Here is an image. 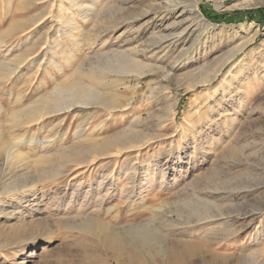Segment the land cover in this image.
<instances>
[{"label":"rangeland","instance_id":"obj_1","mask_svg":"<svg viewBox=\"0 0 264 264\" xmlns=\"http://www.w3.org/2000/svg\"><path fill=\"white\" fill-rule=\"evenodd\" d=\"M105 1L110 0H101L102 4L94 6L86 3L87 8L94 10L92 18L83 22L75 17L81 32L75 31L74 41L69 42L55 34L58 25L54 9L48 15L49 7L34 6L32 0H0V162L5 156L11 160L4 171L6 177L2 178L0 171V184L4 182L5 186H10L14 183L18 187L16 195L0 198V230L17 229L23 236L21 244L11 243L10 250L5 253L0 250V264H55L59 260L68 262L80 256H83V264H126V254L123 259L115 249L101 245L79 230L83 224L79 223L77 214L90 213L96 207L101 210V216L99 214L94 221L112 228L152 220L147 228L152 233V242L144 245L138 236H129L123 241L124 250L131 251L139 264H162L155 249L160 242L169 245L184 239L203 249L202 235L191 236L186 232L205 215L221 214L228 220L221 229L229 230L230 222H237L240 214L261 213L262 216L249 228L213 246L214 260L210 254L199 250L183 264H264V238L252 243L246 237L259 226V220L264 221V137L242 143L246 132L244 117L248 111L243 110L238 102L239 96L235 94L233 100L226 98L220 115L203 109L205 104L213 106L209 98L211 91L232 64L243 61L259 65L260 73H264V0H195L197 10L210 25L206 32L199 34L197 39L179 41L178 49L169 46L167 50L153 53L154 46L139 55V59L149 66L146 71L150 72L137 79L130 77L128 84L133 89L124 91L119 103L125 105L124 101L132 97L134 114L140 115L142 120L137 124L132 113L115 111L112 117H103L106 132L101 138L119 141L126 134L139 141L135 147L153 138L150 146H142L141 152L128 148L115 155L112 151V157L76 169L73 165L62 164L55 156L61 152L58 147L45 152L38 147L43 136H53L49 127L55 118L43 120V130L37 124L23 127L16 124L14 114L21 113L24 108H34L42 99L54 98L52 90L65 79L75 77L79 66L84 68V73L91 66H102L106 62L104 57L92 59L96 57V51H108L118 41L119 45L124 43L120 51L129 47L141 50L142 46L154 41L149 34L152 24L163 31L171 29L168 27L171 19L142 16L148 8L161 9L163 0H133L132 5L126 6L128 8L116 6L114 2L104 7ZM22 4L24 10H20ZM72 13L75 14L74 9ZM40 16H43L42 20L38 19ZM130 22L134 24V31L117 40ZM13 23L18 26L10 31ZM118 23L115 29H106ZM186 25L184 22L183 27ZM95 36L99 39L94 41ZM57 38L61 46H66L63 51L71 54L70 68L62 63L66 66L62 73L51 68L38 69L43 59L41 45ZM239 45L243 47L235 53ZM31 51L34 53L29 59L20 63ZM204 55L205 64H194ZM231 56L232 59L210 84L187 89L192 74L196 77ZM158 67L167 72L178 69L176 78L173 81L164 79ZM112 79L118 77L115 75L106 81ZM166 86L170 88L169 94H165ZM173 102L172 117L170 106ZM253 103L264 107V85L257 91ZM238 109L240 123L231 137L227 136L229 125H224L223 115L231 113L232 116ZM203 111L210 113V119L203 118ZM253 117L260 116L256 113ZM150 120L158 125L149 124ZM59 123L62 124L59 136L66 135L59 149L74 148L77 145L73 133L76 119L66 118ZM260 126L264 128L263 119ZM256 144L262 146L261 152L258 150L260 146L254 148ZM12 154L18 156L14 158ZM128 167L135 168L134 179L130 177L132 171ZM58 170L62 175L59 178L54 176ZM26 183L31 185L28 190L19 188ZM98 183L102 184L97 186ZM121 190L124 193H120ZM127 196L128 201L123 202ZM114 206L119 207L118 219H114L116 216L113 217L110 211ZM151 210L159 212V216L155 217ZM65 219H74L73 229H63L60 221ZM132 247L148 253V261ZM12 252L18 253L15 258L11 257Z\"/></svg>","mask_w":264,"mask_h":264},{"label":"bare ground","instance_id":"obj_2","mask_svg":"<svg viewBox=\"0 0 264 264\" xmlns=\"http://www.w3.org/2000/svg\"><path fill=\"white\" fill-rule=\"evenodd\" d=\"M87 2L91 3L93 6L97 4H102L101 0H32V5L37 6L41 4L46 7H49L48 15L54 9L57 12L56 18L58 25V28L55 30L56 36L64 37L69 42H73L75 39L74 32L78 31L80 28V24L75 21V17L80 18L83 22H86L88 19L92 18L94 10H92L91 8H87V4H86ZM112 2H114L116 6L118 5V6L126 7L127 5H132L134 1L110 0L103 2L104 3L103 6L108 7V5ZM163 2L164 5L162 6L161 9L149 10L150 8H148V10L142 12V16L148 17L150 15L151 16L150 19H154L158 17H160L162 20L171 19L172 22L168 24V27L171 28L169 31L160 30L156 27V24H152L149 30L150 31L149 34L150 36L153 37L154 41L151 44L142 46L141 50H136V48L129 47L128 49H126V51L123 50L120 51L119 49L123 47L124 43L122 42V45L121 44L119 45L120 41H118L115 44L116 46L109 48L108 51L100 52L101 49L96 51L95 52L96 57H93L92 59L97 57H104L106 59V62L102 66L99 65H97V67L91 66L86 71V73H84V68L79 66L78 71L75 74L76 75L75 77H69L65 79L60 84H58L54 88V90H52V94L54 98L50 100L48 99V97L47 98L43 97L45 99L42 100L39 99L40 104L35 106L34 108L32 107H28L27 109L24 108V110L21 113L19 112V114H14L13 118L15 119V122L18 125V127L37 124L40 127V130H43V127H41V123L43 120H45L46 118H55L54 124H52L51 127H49L53 136H43V140L38 143V147H40L41 150H43V152H45L46 150L49 151V149L51 148L58 147V150L61 152L58 154V156L57 155L55 156L62 161V164H70L75 166L76 169H80L82 166L94 165L95 162L101 159L112 157L113 156L112 151H114L115 155H118L122 150L126 151L128 148H136L138 152L139 151L141 152L142 146L145 145L150 146L153 138L148 139L140 146L135 147L134 144L138 143L139 141L131 139L130 136H127L126 134L124 135V137H122V140H119L121 138L120 137L118 139L119 141L104 139L101 138V136L106 132V128H105L106 121L103 119V117L106 118L112 117L115 111L119 110L121 112H124V114L132 113L133 121L137 124H139L142 120L140 119V115L137 116L134 114L135 102L133 101L132 97L124 101L126 102L125 105L119 103V99L121 98L122 93L124 91L133 89V87L129 86L128 84L130 83L129 82L130 77L135 76V79H137L140 76L145 75L148 71L150 72V70L146 71L149 68V66L145 65L143 61L139 59V55L153 48L154 46L155 48L153 49V53L165 50L169 46H172L173 49L176 48L178 49L179 47L177 44L179 41L186 42V41H190L191 39H197L199 34L206 32L210 27L209 23L204 20V18L197 10L196 8L197 5L195 0H188V2L186 1L184 2L183 0H163ZM24 9H25L24 4H22L20 10H24ZM72 9H74L75 14L72 13ZM42 17L43 16H40L38 19L40 20ZM44 17L46 16L44 15ZM97 20L100 19L97 18ZM184 22L187 23L185 27H183ZM119 23L111 27H106V29L107 28L115 29L116 26L119 25ZM16 25H17L16 23L10 25L9 30L12 31V29L17 28ZM132 31H134V24L130 22L125 27V30H123L121 34L117 37V40H119L123 34L131 33ZM100 35L102 34L100 33ZM97 39H99V37L95 36L94 41ZM1 42L2 41H0V43ZM41 47H43L42 49H40L43 55V59L42 62L38 65V69L42 68L43 70H48V68H51L56 70L58 73H62L66 66L70 68L72 61L71 54H66L63 51V49L66 46H61L58 38L52 39V41L48 43H43ZM242 47L243 45H239L235 53L239 52L242 49ZM182 51L183 49L181 50V52ZM33 53L34 51H31L30 53H28V55L24 56L20 60V63L29 59V57ZM231 59L232 56L219 62L214 67L209 68L208 70L202 72L200 75H197L196 77L195 75L190 74L192 76V79L188 82L189 87L187 89L194 88L198 84H207V85L210 84L214 79L217 78V76L222 72L224 66ZM62 63L65 64L66 66L63 65ZM198 63L205 64V55L201 59L195 60L194 64H198ZM158 68L161 70L164 79L168 81L169 80L173 81L174 78H176V72L178 71V69L167 72L163 67H158ZM115 75L118 77V79H112V81L109 82L106 81V79H109ZM263 85H264V73H260L259 65H251L250 63H245L243 61L240 64H232L227 74L224 77H222V80L219 82L217 87H215L211 91V95L209 96V98L213 102V106L210 105L207 106L205 104L203 109L206 108L210 110L211 111L210 113H213L214 115L215 114L220 115L221 111L224 108L223 105L227 102L226 98H229V101L233 100L232 96L233 94H235L239 96L238 102H240L239 104L242 105L243 110L248 111V113L244 117L245 120L244 125H246V132L244 135L245 139L242 143L246 144L247 140L250 139L255 140V137L258 136L264 137V128L260 126V122L262 121V119L264 121V107L261 104L255 105V103H253L257 91L261 89ZM164 91L165 94H169L170 88L166 86L164 88ZM232 103L233 101L231 102V104ZM173 105H175V102L172 103L171 105L172 107L170 106V112L172 117L174 116V113L172 112ZM104 111L106 114L104 113ZM210 113H208V111L205 112L203 111L202 113L203 118L207 120L210 119L208 117V114ZM256 113H258V115L260 116L259 118L253 117ZM230 114L226 113V115H223L222 120L226 122L224 123V125L225 124L229 125L228 129L226 130V135L231 137L232 133L236 130L237 127L236 125L240 123L239 120L237 119L238 118L237 116L240 115L239 109L235 110L232 116ZM71 117L73 119H76L77 122L75 125V132H73L74 139L76 140L77 145L74 148L66 149L60 147L59 149V146H61V141L66 137V135H64V137L59 136V134L61 133L60 129L62 126V124L59 122H62L66 118H71ZM149 124L154 126L158 125L156 124V122L155 123L152 122V120H150ZM215 125L217 124L215 123ZM218 129L220 128L218 127ZM129 131L131 130L129 129ZM148 137H150V135L147 136V138ZM236 145L240 147L241 143L236 142ZM254 146H255L254 148L260 146L261 148H258V150L259 152L262 151L261 145L256 144ZM16 156L18 155H15L14 158H16ZM54 158L52 157L51 159L56 160ZM3 159L4 160L0 162V171L1 173H3L2 178L6 177L4 171L7 167L6 165L11 161L7 156H5ZM21 160L23 161V159ZM128 168L132 171L130 177L134 179L135 176H133L132 174L136 172L135 168L133 167H128ZM15 173L16 170L13 172V174ZM54 176H57L59 178V176L62 175L61 172L58 170L56 174H54ZM101 184L98 183L97 186H100ZM0 185L2 186L1 187L2 192H0V198H5V196H9L13 194L16 195L15 193L17 192L18 187L14 183H12L10 186L8 185L5 186L3 182ZM29 187H31V185L29 186V183H26L20 186L19 188H22L23 191L24 190L26 191L28 190ZM127 187L128 185L125 186V188ZM120 193H124V192L121 190ZM34 194L35 193H32V195ZM127 201H128V196L126 197V200H124L123 202H127ZM155 210H151V211L152 214L155 217H157L159 216L158 215L159 212L157 213L156 212L157 210L156 211ZM110 211L113 212L114 214L113 217L116 216L114 219L119 218L120 213L118 206H114L110 208ZM100 213L101 210L96 207V209L91 211L90 213L77 214L80 216V218H78L79 223L82 222L83 224L82 226L79 224L81 227V229L79 228V230L93 237L97 242L101 243V245L103 244L110 248L115 249L119 253V256L122 257L123 259H124L123 254H126L125 257L126 264H139L134 254H131V251L124 250L125 245L123 241L129 236L130 237L138 236V238H141L142 244L144 245H146L149 242H152V233L147 229L148 223L151 222L152 220H146L136 225L123 224L121 226L118 225V227L116 228H112L107 225L105 226L101 225L98 222L94 221V219L98 218V215ZM261 216H262L261 213L240 214L237 220V222L241 221L240 224L237 222H230L229 227H231V229L223 230L221 229V227H225V224L228 221L226 218H224L221 214L215 216L205 215L204 218H201L199 221L195 222V224L192 227H190L186 232L187 235H191V236L197 233L201 234L202 235L201 239L204 241L203 249H201L197 243L188 242L189 240L184 241V239L183 240L179 239L178 241L173 242L172 244L170 243L169 245H167L166 242L158 243V246H156L155 248L156 254L162 259V264H183L184 262H186L187 258L197 253L199 250H202L204 253L210 254V256L214 260L213 250L211 249L213 246H217L220 242L228 239L229 236H237L241 231L249 228L251 223L257 221V219ZM60 222L63 224L64 230H71L75 226L74 219H65V220H61ZM246 237H248V239L252 243H256L261 238H264L263 219L259 220V226L256 229H254L252 232L248 233ZM22 242H23V236L21 235V232L18 231L17 229L15 230L10 229L7 232H1L0 230V250H3L4 251L3 253L10 250L9 245H12L11 243L21 244ZM83 244L84 243H82V245ZM132 249L138 251L142 256L141 258L145 259V261H148V253H146L143 249H139V247H132ZM16 254L18 253L12 252L10 255L11 257L15 258L17 256ZM5 255L9 256V253H6ZM82 259L83 256H80L76 260H72L68 262L59 260L56 261L55 264H83Z\"/></svg>","mask_w":264,"mask_h":264}]
</instances>
